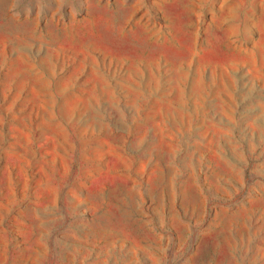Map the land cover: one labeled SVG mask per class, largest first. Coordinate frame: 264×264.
I'll return each instance as SVG.
<instances>
[{"label":"rangeland","instance_id":"rangeland-1","mask_svg":"<svg viewBox=\"0 0 264 264\" xmlns=\"http://www.w3.org/2000/svg\"><path fill=\"white\" fill-rule=\"evenodd\" d=\"M0 264H264V0H0Z\"/></svg>","mask_w":264,"mask_h":264}]
</instances>
